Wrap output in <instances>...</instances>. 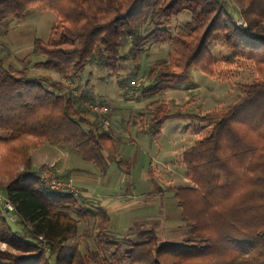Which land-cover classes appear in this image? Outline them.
<instances>
[{"label":"trees","instance_id":"16d2710c","mask_svg":"<svg viewBox=\"0 0 264 264\" xmlns=\"http://www.w3.org/2000/svg\"><path fill=\"white\" fill-rule=\"evenodd\" d=\"M235 1L246 30L235 24L227 0H0V21L24 19L33 8L54 13L47 39L35 38L32 54L43 55L37 64L66 80L81 82L84 67L94 64L118 75L125 50L134 59L136 52L168 42L167 60L146 70L144 92L153 96L180 83L191 67L213 74L209 42L215 33L253 64L256 78L229 105L198 118L211 123L210 133L182 153L188 183L176 187L173 198L188 236L168 242L143 229L118 241L104 211L94 237L97 247L113 248L104 264H264V0ZM184 12L187 30L172 34V19ZM72 90L31 76L26 67L6 66L0 55V175L7 177L3 192L17 216L11 225L0 206V241L7 245L0 264H101L68 243L79 223L67 211L75 196L45 187L31 165V151L43 143L68 144L98 166L106 161L103 151L116 155L102 118L84 116L87 98L71 96ZM195 117L158 105L147 132L158 135L170 118Z\"/></svg>","mask_w":264,"mask_h":264},{"label":"rangeland","instance_id":"374dc122","mask_svg":"<svg viewBox=\"0 0 264 264\" xmlns=\"http://www.w3.org/2000/svg\"><path fill=\"white\" fill-rule=\"evenodd\" d=\"M227 8L236 17L235 24L238 18L243 19L238 17L240 6L235 0H227ZM11 17L0 21V55L5 65L26 67L31 76H46L62 82L65 87L73 89V97L85 95L87 99L83 106L88 112L84 116L92 120L96 114L99 115L103 120L101 129L115 139L116 155L112 157L103 151L106 161L99 166L85 161L72 146L65 143L38 146L40 150L46 148L44 151L52 162L41 165L37 171L51 166L59 178L74 179L75 192L71 194L76 200L67 211L78 218L79 223L68 243H76L95 261L106 262L104 258L113 248L97 247L94 238L104 212L100 207L104 197L124 205L108 212L107 230L114 239H134L143 229H153L160 240L168 242L185 239L189 234L188 225L182 220L173 198L174 189L188 183L182 153L197 139L210 133L211 123L198 118L229 105L243 93V85L256 78L252 62L235 54L227 47L223 34L215 33L209 42L217 64L213 74L207 75L191 67L181 77L180 83L164 87L153 96L144 92L150 84L146 70L155 63L167 60L171 50L168 42L146 47L144 51L136 52L134 59H130L129 50H125L118 75H108L105 69L94 64L84 67L81 82L70 81L60 73L37 64L43 60V55L32 54L33 40L47 39L55 20L54 13L33 8L24 19ZM188 19L186 12L173 18L169 27L171 33L185 32L184 23ZM131 81L136 83L131 84ZM88 102L103 103L108 110L98 114L90 109ZM158 105L166 106L170 113L194 114L197 118H170L162 123L158 135H151L147 132L149 121ZM105 121L107 125H104ZM67 164L68 168L62 167ZM17 170H22V166H18ZM82 176L88 179V184H82ZM6 182L7 177L0 175V193L3 195L2 185ZM77 184L85 187L79 189ZM81 209L88 210V213L80 215L78 212ZM10 224L14 226L13 222ZM120 248L123 250L125 246ZM6 249L7 245L0 241V250Z\"/></svg>","mask_w":264,"mask_h":264},{"label":"built area","instance_id":"2783aa9c","mask_svg":"<svg viewBox=\"0 0 264 264\" xmlns=\"http://www.w3.org/2000/svg\"><path fill=\"white\" fill-rule=\"evenodd\" d=\"M236 25L243 30L247 29L246 22L243 19H237ZM135 81H131V84H135ZM88 106L90 109L98 114L106 113L108 108L105 104L100 103H93L88 102ZM104 125H107L108 123L105 121ZM38 177L41 181V183L47 187L50 190L56 191V192H66V193H74L75 192V185H74V179L72 177H66V178H59L56 176L51 168L49 167H43L38 171ZM0 206L4 208V210L7 213V218L9 221L14 222L17 220L16 211L14 205L10 202V200L3 194L0 193Z\"/></svg>","mask_w":264,"mask_h":264},{"label":"crops","instance_id":"0c3cea01","mask_svg":"<svg viewBox=\"0 0 264 264\" xmlns=\"http://www.w3.org/2000/svg\"><path fill=\"white\" fill-rule=\"evenodd\" d=\"M44 144V143H43ZM42 145V144H41ZM58 145V144H57ZM46 149V148H45ZM44 149V150H45ZM44 150H40L37 148L33 149L31 151V165H32V170L33 171H37L38 168L46 163H51L52 159L51 157H48V154L46 153V151ZM106 160V159H105ZM52 165V164H50ZM67 166V167H66ZM110 166V164H109ZM108 166V167H109ZM63 168H68V164L67 165H63ZM85 173V171H84ZM87 179V178H86ZM86 179L84 178V176L80 177V180H82V184L86 185L85 183L88 184V182L86 181ZM88 180V179H87ZM79 189H83L85 186L79 185L77 184ZM104 201H100L101 202V208L106 212H114V210L119 209L120 207L124 206L122 203H119V201L113 199V198H107L104 197L103 198Z\"/></svg>","mask_w":264,"mask_h":264}]
</instances>
